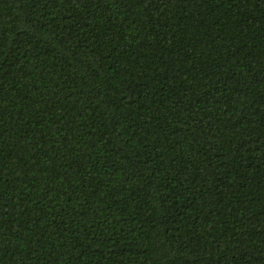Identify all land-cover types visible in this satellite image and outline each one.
Masks as SVG:
<instances>
[{
  "label": "trees",
  "instance_id": "16d2710c",
  "mask_svg": "<svg viewBox=\"0 0 264 264\" xmlns=\"http://www.w3.org/2000/svg\"><path fill=\"white\" fill-rule=\"evenodd\" d=\"M0 264H264V0H0Z\"/></svg>",
  "mask_w": 264,
  "mask_h": 264
}]
</instances>
